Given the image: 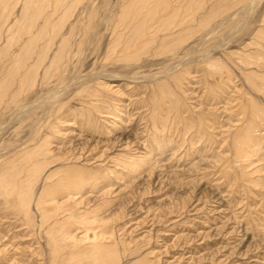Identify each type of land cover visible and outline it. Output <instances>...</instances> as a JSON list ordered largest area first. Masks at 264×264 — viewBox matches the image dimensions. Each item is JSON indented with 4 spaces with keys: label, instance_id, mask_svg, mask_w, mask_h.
<instances>
[{
    "label": "rangeland",
    "instance_id": "rangeland-1",
    "mask_svg": "<svg viewBox=\"0 0 264 264\" xmlns=\"http://www.w3.org/2000/svg\"><path fill=\"white\" fill-rule=\"evenodd\" d=\"M132 3L64 0L41 16L27 0H0V168L7 160L15 171L29 167L36 158L26 152L43 145L39 159L49 163L35 195L52 171L48 183L64 168L80 169L86 183L57 196V220L77 235L84 228L74 222L93 221L118 264H264V120L239 162L236 151L253 109L264 112V41L255 39L264 0L232 35L247 13L223 20L244 0H172L158 24L148 21L143 38L146 5L116 27ZM191 10L223 11L211 22L217 31L211 39L221 43L205 57L198 33L185 32ZM175 11L180 17L169 15ZM44 26L51 28L33 45L42 49L41 64L32 66L33 54L13 71L14 55L23 57L21 47ZM209 59L227 65L228 81L209 83ZM40 222L34 202L26 216L17 201L10 206L0 196V264H67L72 243L59 239L65 255L59 258Z\"/></svg>",
    "mask_w": 264,
    "mask_h": 264
},
{
    "label": "bare ground",
    "instance_id": "bare-ground-1",
    "mask_svg": "<svg viewBox=\"0 0 264 264\" xmlns=\"http://www.w3.org/2000/svg\"><path fill=\"white\" fill-rule=\"evenodd\" d=\"M62 2H64V0H27V9H34V13L36 15H39V13L42 12V10L45 7L49 6L51 3H52L51 7L54 9V8L58 7L59 5H62ZM136 2H137V5H136V3H134V4L132 3L128 6L123 7V9L121 10V14L119 15V18H118V23L116 22L117 24L116 23L115 24L117 27V25H119V23L125 24L127 21L131 22L133 20L134 14H136V12H138L137 15H139V13H141L138 11L141 7L140 5H142L143 9H144L143 5H146L145 11L147 14H145L142 11L143 14H145L146 16L143 15V17L144 16L145 17L144 18L142 17L143 19H142V21H140L142 24H144L143 25V27H144L143 34H141L142 38H143V36H146V33L149 32L151 29L149 27V31L147 30L148 24H149L148 21L153 19V22H154V20H155V23L159 22L160 19H158L159 17H157V16H159L158 14H160L161 11H164L162 9L165 8V5L167 3L172 4L171 3L172 0H158L156 3L154 2V4H152L150 6L145 4L148 2V0H140V1L136 0ZM143 2H145V3H143ZM198 2L200 3V1H198ZM259 2H260V0H244L243 4H241L238 8L236 7L237 9H235L233 11L231 10L232 12H230L229 14L228 13L226 14V16L223 20V25L228 24L227 22H230L232 19H235L237 16L241 15L242 13H247V17L244 18L240 23H238L236 28L229 31V34L232 35L233 33L238 32L240 29H242L243 26H245V24L247 23V21L252 16L253 11L255 10V7L257 6V4ZM193 4H194V2L191 1V6ZM172 7H171V9H172ZM224 7L219 9V11L223 10ZM203 8H204V6H203ZM203 8H202L201 12L205 10V8L204 9ZM165 9L168 11L167 8H165ZM171 9H170V11H171ZM225 9H230V8L228 7ZM140 11H141V9H140ZM191 11H190L191 12L190 13V15H191L190 19L191 20L189 19L190 22L196 21L197 20L196 17H198L199 20H197V24L195 23L196 25L193 23V25H195V26L189 25L190 22L189 23L187 22L188 24L186 25L187 27H186L185 32L191 33V35L198 33L199 37H198V43L197 44L202 45V46L204 45V50H203L204 52H202L199 55V57H202V56L205 57L213 49H215L219 43H221L219 39H217L218 41L211 39L213 37V35L217 32V31L215 32L216 27H213L211 25L212 24L211 22H212L214 17H216L217 15L222 13L223 11L218 13V12H216V11L214 12V10H212V12L210 14H208V16H206L205 14L200 15L201 12L199 13V15H193L194 10H191ZM26 13H28V12L26 11ZM196 13H197V11H196ZM40 15H41V13H40ZM169 15H172L173 17L174 16L177 17V16H179V12L175 11V12H172V14L170 13ZM187 15L189 16L188 13H187ZM116 16H117V14H116ZM45 19H46V22H48L47 20H49V16H47ZM169 19H170V16H169ZM182 19H183V17H181L179 20H182ZM164 20H166V19H163V21ZM172 20H174V19H172ZM179 20L177 19L176 21H174V22H176L175 24H174V22L172 24V22L167 21L166 26H170L172 24V26L174 25L176 27L177 25H179V24H177ZM153 22L151 21V24ZM135 23H138V21H135ZM141 23H139L137 25H140ZM134 25H136V24H134ZM152 25L155 26V24H152ZM157 26H159V25H157ZM50 28H51V26L50 27L44 26L36 34L31 35L32 37L29 38V40H28L29 42L24 44L21 47V48H23V52H24L23 57L18 58L17 54L14 55L13 60H14L15 66H14L13 71H15L16 66L20 62H22L23 60H25L24 63L27 64L28 63L27 61L33 56V54L36 55L35 56L36 62L34 64H32V66L34 68H36L39 64H41L40 61H41V58L43 56L42 49H41V47L36 49L33 47V45H35L37 43L40 34H43V32H45V31H49ZM153 29H155V27H153ZM146 30H147V32H146ZM137 31H140V30L138 29ZM180 32H181V30H180ZM180 32H179V35L183 31L181 33ZM185 32H184V34H185ZM115 34H117V33H115ZM124 34L125 33L123 32V37H124ZM133 34L136 36V31ZM149 36L147 35V37H144V38H148ZM230 36L226 37V39L229 38ZM119 37L122 39L121 36H119ZM131 37L134 38V36H131ZM150 37L148 38V40L150 39ZM188 37H189V34H188ZM214 38H215V36H214ZM256 38H260L258 40L263 39V41H264V26L257 30V32L255 34V39ZM64 40H66V39H64ZM152 40H154V39L152 38ZM145 41H147V40H145ZM121 42H122V40H121ZM142 42L144 44L146 43L144 41H142ZM143 43L139 44L137 49L139 48L140 45L144 46ZM206 44H208V45L205 46ZM121 45H122V43H121ZM145 45H147V44H145ZM199 45H197V46H199ZM261 46H263V45H261ZM141 48H143V47H141ZM116 49H118V48H116ZM137 49H136V51H137ZM198 49H199V47H198ZM60 50H61L60 52L65 51L63 45H61ZM195 50H197L196 47L192 51H195ZM251 54L252 53H250V54L247 53L245 55L244 61L246 63L249 60V58L252 57ZM129 55H131V52H129L127 54V56H129ZM61 57H63L62 54H60L59 57L56 58V60H58ZM199 57H197V58H199ZM249 63H251V62H249ZM262 65H264V63L259 65V66L261 67ZM205 69H206L207 75L209 77L213 78V79L209 80L210 81L209 83H211V84L214 83V85H215V84H218L221 80L222 81H225V80L228 81L230 79V77H229L230 74H229V71L227 69V65L224 62H222V60H220V59H213V60L209 59V60H207L205 62ZM173 76L178 78V77H180V74L177 73V74H174ZM256 85L261 86L257 82H256ZM262 87H263L262 90H264V85H262ZM85 88H84V91H87L88 88H86V89ZM252 107H253V105H251V108ZM251 115H252L251 124L248 126L246 131H244V133L242 134V137L240 138V140L236 144V146H237L236 151L238 154L237 155L238 162H239V158L244 157V156H242V154L246 155V152L249 150V148H251L250 142L253 139V135H254L253 129H254L255 125L259 124V123L261 124V122L264 120V112L259 111V109L258 110L256 108L253 109V112H251ZM251 144H253V142ZM252 151L253 150L251 149L250 152H252ZM43 153H44L43 145H38L34 149L28 150L26 152L27 158H32V159L36 158V159H35V161L33 159L31 161V163L29 164V167L24 168L21 171H15V169H14L15 165H13L14 160H11V161L7 160L5 162V164L3 165V167L0 168V196H2L4 198L6 204H8L10 206H11V203H13L14 201L15 202L17 201L18 206L21 208L22 212L26 216H28V214H29L30 205L32 204V202L35 203L36 207L40 211V217H41L40 223L42 225L47 226L48 234L50 235V238H51V245L53 246V252L56 253L59 258L60 257L62 258L65 256L62 252V249L59 246V239L61 237L65 238L66 241H69L72 243V246L74 249L70 252V255L67 257V264H118L119 263L118 253H117V255H116V253L114 254V252H112V249L110 247H106L99 240V233H97V231L95 230L96 227H94L93 221L88 220L87 218H81V220H77L76 222H74V225H80L81 227L84 228V229L82 228L84 230V232H82L83 234L77 235V234H72L69 231V229L65 230V226L67 225V223H63L62 221L59 222L57 220L58 219L57 216L59 215L58 211L60 210V205L58 203L57 196L60 194L70 195L72 192H74L73 190L80 189L86 183V179H85V177H84V175L80 169L64 168L62 170V175L60 177H58L56 180L52 181L51 183H48L47 180L56 174L52 171L50 173V175L45 178L46 182L41 186V190H40L39 194L35 195L34 185H35V183H37V181H39L41 179L42 172H44L43 171V169H44L43 165L49 163L47 161V159H39V156L43 155ZM240 155H241V157H240ZM243 160H245V159L243 158ZM88 230H92V232H93V235L91 238H90L91 235L89 236V234H88L89 233ZM66 244H67V242H66Z\"/></svg>",
    "mask_w": 264,
    "mask_h": 264
}]
</instances>
